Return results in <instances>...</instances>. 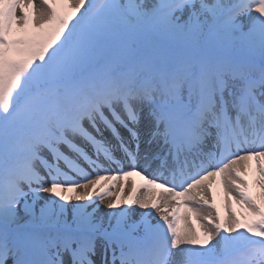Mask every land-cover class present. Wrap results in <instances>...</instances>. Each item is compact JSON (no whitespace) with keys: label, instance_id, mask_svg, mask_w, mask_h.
I'll use <instances>...</instances> for the list:
<instances>
[{"label":"snow or ice","instance_id":"obj_1","mask_svg":"<svg viewBox=\"0 0 264 264\" xmlns=\"http://www.w3.org/2000/svg\"><path fill=\"white\" fill-rule=\"evenodd\" d=\"M0 264H264V0H0Z\"/></svg>","mask_w":264,"mask_h":264},{"label":"bare ground","instance_id":"obj_2","mask_svg":"<svg viewBox=\"0 0 264 264\" xmlns=\"http://www.w3.org/2000/svg\"><path fill=\"white\" fill-rule=\"evenodd\" d=\"M37 2H39V0H37ZM132 178H129V186L131 184Z\"/></svg>","mask_w":264,"mask_h":264}]
</instances>
